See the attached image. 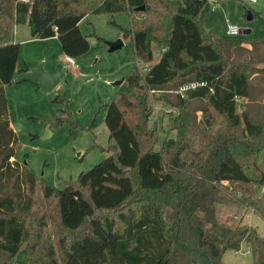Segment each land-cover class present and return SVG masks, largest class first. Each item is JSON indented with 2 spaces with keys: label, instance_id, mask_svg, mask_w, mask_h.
Wrapping results in <instances>:
<instances>
[{
  "label": "trees",
  "instance_id": "trees-1",
  "mask_svg": "<svg viewBox=\"0 0 264 264\" xmlns=\"http://www.w3.org/2000/svg\"><path fill=\"white\" fill-rule=\"evenodd\" d=\"M206 1L0 0V62L15 59L14 27L25 22L34 37L57 35L66 55L83 54L90 43L79 22L89 12L129 11L132 26L123 33L142 63L153 60L152 42L162 48L147 70L135 65L107 104L114 150L58 190L16 158L20 141L6 92L12 77L0 65V264H72L79 243L103 240L99 226L118 240L116 251L104 249L97 264H224V253L243 242L253 264H264V236L216 215L217 202L235 193L264 217V114L258 120L249 109L264 82V65L255 64L264 61L255 49L262 45L264 52V37L212 34L199 17ZM194 80L206 84L185 95L177 91ZM148 89L175 95L179 109L178 134L161 147L154 130L142 140L126 115L127 108L147 104ZM238 97L246 98L242 112ZM196 108L202 111L199 129L188 118ZM39 184L53 213L43 218L32 216Z\"/></svg>",
  "mask_w": 264,
  "mask_h": 264
},
{
  "label": "rangeland",
  "instance_id": "rangeland-1",
  "mask_svg": "<svg viewBox=\"0 0 264 264\" xmlns=\"http://www.w3.org/2000/svg\"><path fill=\"white\" fill-rule=\"evenodd\" d=\"M249 10L254 15L252 18H249ZM199 17L204 28L216 36L228 35L229 26L236 24L240 28L251 29L250 33L241 32L236 36L264 37V0H207ZM131 26L132 20L127 10L87 13L80 20L79 27L89 40V49L74 56V62H69L61 39L57 36L34 37L29 23H20L12 39L19 43L15 59L0 62L3 73L12 77L11 82L6 83V92L12 126L20 141L16 158L26 163L40 181L49 183L57 190L68 181L77 179L82 171L88 170L114 150V140L110 138L106 123L107 104L117 95L125 81L121 84L114 82L127 77L136 64L145 71L161 57L162 48L154 41L153 60L142 63L136 54L132 37L123 33L124 28ZM120 38L123 40L122 46L111 50L109 42ZM248 46L252 47L250 44ZM255 49H259L257 57L264 55L262 45ZM41 63L52 72L64 67L67 69L61 81L50 91L41 90L31 79L18 81L19 69L27 66L32 68ZM255 64L263 66L264 61ZM261 87L264 88V82L256 90L258 98L249 103L253 118L258 120H262L264 114V91L259 92ZM59 94L63 99L55 100ZM146 96L145 106L127 108L126 115L142 140L154 130L155 145L161 147L170 136L176 137L178 134L174 120L179 112L174 103L176 97L160 94L156 89L146 90ZM243 100L238 97L239 112L244 110ZM195 106L198 104L192 107ZM189 111L192 127H202V111L197 108ZM233 194L217 202L218 220L231 226H254L264 236V217ZM35 197L37 203L32 216L43 218L53 214L52 205H48L51 200L44 197L40 184ZM111 213L115 228H121L122 224L115 212ZM48 220L49 228L52 229V223ZM87 229L85 226L82 231ZM98 230L103 240L79 243L71 258L72 264H97L104 249L116 251L118 236L104 231L100 226ZM223 263L253 264L249 243L243 242L239 250L226 251Z\"/></svg>",
  "mask_w": 264,
  "mask_h": 264
},
{
  "label": "water",
  "instance_id": "water-1",
  "mask_svg": "<svg viewBox=\"0 0 264 264\" xmlns=\"http://www.w3.org/2000/svg\"><path fill=\"white\" fill-rule=\"evenodd\" d=\"M145 5L139 6L138 9H144ZM249 18L253 17L251 12L248 13ZM241 32L250 33V28H242ZM110 49L113 50L122 46L123 40L117 39L115 41H110ZM67 69L66 67L62 69H56L54 72L46 69L44 63L39 64L38 66L32 67L28 70L22 71L20 73V78H27L39 82L40 88L43 91H50L56 87V85L61 81L62 77L65 75ZM125 77H122L116 80L115 84H121Z\"/></svg>",
  "mask_w": 264,
  "mask_h": 264
},
{
  "label": "built area",
  "instance_id": "built-area-1",
  "mask_svg": "<svg viewBox=\"0 0 264 264\" xmlns=\"http://www.w3.org/2000/svg\"><path fill=\"white\" fill-rule=\"evenodd\" d=\"M25 1H31V0H25ZM252 1H256V0H252ZM241 30L242 28H240L238 25L236 24H231L229 26V30H228V33L231 34V35H237L239 33H241ZM66 59L69 61V62H74L75 59L73 56L71 55H66ZM149 67H147L148 69ZM199 84H206V81H200V80H194V81H190V82H187V83H184L183 85H181L177 91L180 92L182 95H185L187 90L189 88H193V87H196L197 85ZM154 90V89H153Z\"/></svg>",
  "mask_w": 264,
  "mask_h": 264
},
{
  "label": "crops",
  "instance_id": "crops-1",
  "mask_svg": "<svg viewBox=\"0 0 264 264\" xmlns=\"http://www.w3.org/2000/svg\"><path fill=\"white\" fill-rule=\"evenodd\" d=\"M257 1V0H256ZM19 24L20 23H18V24H16L15 25V27H14V32L16 33V31L19 29ZM55 36H57V35H55ZM58 37V36H57ZM67 60V59H66ZM68 61V60H67ZM29 69H30V67H29ZM244 100H243V102L246 100V98L245 97H242ZM12 123V122H11Z\"/></svg>",
  "mask_w": 264,
  "mask_h": 264
}]
</instances>
